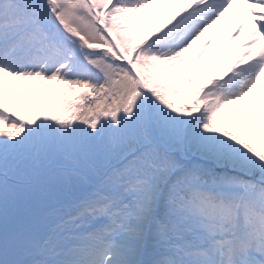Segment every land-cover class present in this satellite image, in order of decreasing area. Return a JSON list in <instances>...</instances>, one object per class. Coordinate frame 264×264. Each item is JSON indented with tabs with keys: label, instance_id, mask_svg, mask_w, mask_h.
Returning <instances> with one entry per match:
<instances>
[{
	"label": "snow or ice",
	"instance_id": "1",
	"mask_svg": "<svg viewBox=\"0 0 264 264\" xmlns=\"http://www.w3.org/2000/svg\"><path fill=\"white\" fill-rule=\"evenodd\" d=\"M0 264H264V0H0Z\"/></svg>",
	"mask_w": 264,
	"mask_h": 264
}]
</instances>
